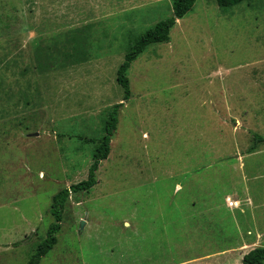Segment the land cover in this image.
<instances>
[{
  "label": "rangeland",
  "instance_id": "rangeland-1",
  "mask_svg": "<svg viewBox=\"0 0 264 264\" xmlns=\"http://www.w3.org/2000/svg\"><path fill=\"white\" fill-rule=\"evenodd\" d=\"M172 15L173 0H0V264H28L119 103L97 184L70 195L40 264H239L264 247V0H197L132 63L125 100L131 43Z\"/></svg>",
  "mask_w": 264,
  "mask_h": 264
},
{
  "label": "trees",
  "instance_id": "trees-1",
  "mask_svg": "<svg viewBox=\"0 0 264 264\" xmlns=\"http://www.w3.org/2000/svg\"><path fill=\"white\" fill-rule=\"evenodd\" d=\"M197 0H173V15L165 20L159 21L153 27L148 29L140 37L136 38L129 47L124 61L119 66L117 72V81L125 91L124 99L131 97L130 79L128 71L132 63L152 44L170 41V31L175 26L178 19H182L194 8ZM218 5L227 8L241 3L244 0H216ZM123 103L116 104L110 110L107 118L104 120L103 135L97 140H87L95 144L93 151V163L89 168L88 178L70 188L59 191L54 197L50 207V213L55 218L47 230V237L38 243L34 254L30 257L28 264H40L42 258L46 256L57 244V234L61 230L63 215L66 203L72 193L80 191H90L97 184L96 173L103 160L109 157L111 151L112 138L117 130L119 122V109ZM256 143L250 149L254 152L258 143L264 142V136L255 135ZM239 264H264V247H255L244 255Z\"/></svg>",
  "mask_w": 264,
  "mask_h": 264
},
{
  "label": "crops",
  "instance_id": "crops-1",
  "mask_svg": "<svg viewBox=\"0 0 264 264\" xmlns=\"http://www.w3.org/2000/svg\"><path fill=\"white\" fill-rule=\"evenodd\" d=\"M229 199V198H228ZM235 202V203H234ZM233 204H237V201H234ZM231 204V203H230ZM239 204V203H238ZM238 206V205H236ZM250 233V232H249ZM1 245V244H0ZM3 245H9V244H3ZM233 249H228V250H223L221 252H217V255L221 254V255H227L228 253H232ZM209 260L208 256H198V257H194V258H187L184 259L182 261H179L178 263L176 262H172L169 264H206L204 261Z\"/></svg>",
  "mask_w": 264,
  "mask_h": 264
},
{
  "label": "water",
  "instance_id": "water-1",
  "mask_svg": "<svg viewBox=\"0 0 264 264\" xmlns=\"http://www.w3.org/2000/svg\"><path fill=\"white\" fill-rule=\"evenodd\" d=\"M84 224H85V221H82V222H81V228L84 227Z\"/></svg>",
  "mask_w": 264,
  "mask_h": 264
}]
</instances>
